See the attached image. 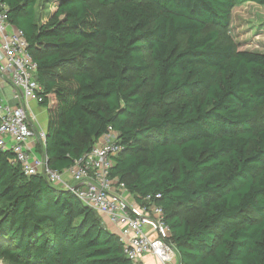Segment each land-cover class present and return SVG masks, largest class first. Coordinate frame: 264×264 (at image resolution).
Masks as SVG:
<instances>
[{"label":"trees","instance_id":"trees-1","mask_svg":"<svg viewBox=\"0 0 264 264\" xmlns=\"http://www.w3.org/2000/svg\"><path fill=\"white\" fill-rule=\"evenodd\" d=\"M1 1L38 64L50 166L112 129L124 147L112 176L138 198L161 194L183 264H264V52L219 30L235 5L264 0H96L117 5L105 25L93 0L39 13V0ZM14 158L0 147V259L137 264L98 211Z\"/></svg>","mask_w":264,"mask_h":264},{"label":"built area","instance_id":"built-area-1","mask_svg":"<svg viewBox=\"0 0 264 264\" xmlns=\"http://www.w3.org/2000/svg\"><path fill=\"white\" fill-rule=\"evenodd\" d=\"M38 64L28 50L23 30L10 22L8 6L0 0V76L13 87L12 96L23 103H10L0 97V147L10 149L14 162L27 175L40 174L62 189L75 193L80 201L98 211L123 243L126 256L140 264L146 254L158 264H183L179 250L170 241L171 227L158 202L161 194L140 196L131 193L125 182L111 173L115 158L124 147L115 133L104 135L93 147L74 159L72 166L57 170L50 166L38 142L45 143L46 129L37 127L36 115L28 104L44 102V86L37 80Z\"/></svg>","mask_w":264,"mask_h":264},{"label":"rangeland","instance_id":"rangeland-1","mask_svg":"<svg viewBox=\"0 0 264 264\" xmlns=\"http://www.w3.org/2000/svg\"><path fill=\"white\" fill-rule=\"evenodd\" d=\"M93 6L97 9L102 23L107 24L117 5L103 6L96 0L92 1ZM37 8L41 11H53L55 8L47 9L44 0H39ZM221 37L226 42H232L238 50H249L264 52V5L256 2H245L235 5L232 10L231 22L228 27H219ZM177 98H171L174 102ZM257 127H264V106L258 109L255 120ZM113 133L111 138H115ZM196 213V211L194 212ZM193 213V214H194ZM0 264H8L0 259Z\"/></svg>","mask_w":264,"mask_h":264},{"label":"crops","instance_id":"crops-1","mask_svg":"<svg viewBox=\"0 0 264 264\" xmlns=\"http://www.w3.org/2000/svg\"><path fill=\"white\" fill-rule=\"evenodd\" d=\"M37 12L39 13L40 10L37 8ZM13 93V87L10 83L6 82L1 76H0V97L9 101L10 103H23L21 99L15 100L12 96ZM28 108L36 115L37 118V123L35 125L37 127H43L47 128V122H48V112L47 109L44 106H41L37 104L36 102H31L28 104ZM38 154H41L37 150ZM105 223V222H104ZM106 227L114 232V225L110 223H105ZM140 264H158L157 259L150 254H146L142 257L141 263Z\"/></svg>","mask_w":264,"mask_h":264}]
</instances>
